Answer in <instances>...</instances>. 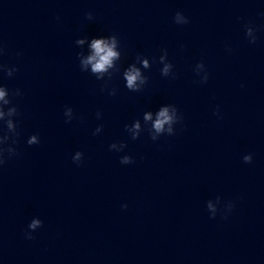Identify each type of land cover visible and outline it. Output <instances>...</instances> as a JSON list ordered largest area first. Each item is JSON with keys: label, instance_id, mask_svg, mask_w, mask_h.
I'll return each instance as SVG.
<instances>
[{"label": "clouds", "instance_id": "9594fccd", "mask_svg": "<svg viewBox=\"0 0 264 264\" xmlns=\"http://www.w3.org/2000/svg\"><path fill=\"white\" fill-rule=\"evenodd\" d=\"M86 19L92 20L93 14L91 12L86 14ZM173 21L177 25H186L189 23V18L185 16L182 12L177 11L173 17ZM245 35L249 40V43L255 44L257 41L256 29L251 25L245 26ZM77 45H83L85 39H77L75 41ZM90 52L88 55L83 53H78L79 66L81 71L89 72L94 75L97 80H103L105 76L109 78L113 71H119L117 62L121 59L120 51V41L118 37L113 34L107 37L102 36L101 38H93L89 45ZM231 51V49H228ZM4 54V47L0 45V56ZM19 55V53H18ZM167 49H162V54L159 56V63L162 65L160 69L161 75L164 77L176 78L173 72V64L168 61ZM139 64V66H137ZM151 63L149 59L143 57H137V62L130 64L123 71V79L125 80L126 88L132 92H140L143 90L144 86L148 83V77L144 75L143 70L150 69ZM0 71L6 73L8 77H12L18 69L16 67H9L7 65L0 64ZM194 72L196 76L199 77L198 83L204 84L209 80V73L206 70L205 64L199 62L195 65ZM103 91V89H102ZM110 95H115V90L113 89ZM22 95L19 89L15 90L14 93L9 92L6 86L0 85V124H3L6 131L0 128V167H2L8 159L18 155L17 150L9 145V141L15 144L17 141L15 137L19 135L17 128L18 123L14 119L19 115L18 108L12 103V96ZM215 115H219V109L217 108ZM64 116L66 117V123H71L74 118L73 109L71 107H65ZM97 119L101 118V113L98 111L96 113ZM183 120L178 108L175 105L168 104L163 105L155 113V117L152 112L143 113V121L148 127H142L141 121L139 119L135 120L131 125H125V130L130 134L132 140L139 138L141 132L147 130L149 136L153 141H157L162 135L172 136L176 134V125L181 124ZM103 126H98L93 135H97L102 131ZM40 143V138L38 135H31L28 140V145H36ZM9 145L8 147H4ZM127 145L123 142L112 143L109 145L110 151L122 152ZM72 160L76 164H80L83 160V153L77 151ZM253 160L252 154H247L243 156V161L245 163H251ZM120 163L122 165H129L134 163L133 157L130 155H123L120 158ZM219 200V198H218ZM123 208H127V205H122ZM232 203L229 202L225 208L226 211L230 212L232 210ZM207 209H210L212 214L211 217L215 218L217 210L213 207L211 202H207ZM42 226V221L39 218H33L28 224V231L25 232L26 239H33L32 233Z\"/></svg>", "mask_w": 264, "mask_h": 264}]
</instances>
